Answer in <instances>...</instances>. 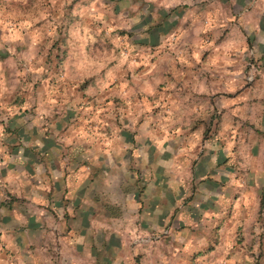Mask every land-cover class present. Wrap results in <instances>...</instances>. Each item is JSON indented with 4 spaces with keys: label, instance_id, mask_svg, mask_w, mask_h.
Segmentation results:
<instances>
[{
    "label": "crops",
    "instance_id": "1",
    "mask_svg": "<svg viewBox=\"0 0 264 264\" xmlns=\"http://www.w3.org/2000/svg\"><path fill=\"white\" fill-rule=\"evenodd\" d=\"M210 3L214 10L209 17L205 12V23L228 32L230 49L224 47L221 56L233 63L220 61L207 80L206 66L191 67L185 56L184 66L169 69L166 101L174 123L206 122L213 106L215 137L227 139L224 148L205 149L199 131L184 126L157 134L106 124L86 145L79 143L77 158L68 162L47 144L45 132L31 134L30 115L8 108L12 100L0 78V264H188L223 209L239 210L245 195L224 191L241 185L232 172L240 164L232 147L243 146L239 156L246 163L264 160V0ZM171 27L176 19L158 23L149 34L159 37ZM239 57L253 64L240 65ZM191 90L203 93L196 111ZM124 106L119 119L134 125ZM109 116L102 113L104 124ZM246 120L254 141H245L240 130ZM80 162L100 173L75 174ZM219 164L227 166L225 174L217 172ZM110 206L118 208L115 214Z\"/></svg>",
    "mask_w": 264,
    "mask_h": 264
},
{
    "label": "rangeland",
    "instance_id": "2",
    "mask_svg": "<svg viewBox=\"0 0 264 264\" xmlns=\"http://www.w3.org/2000/svg\"><path fill=\"white\" fill-rule=\"evenodd\" d=\"M211 1L199 5L198 0H0V78L12 100L8 108L30 115L31 134L45 132L47 144L56 145L68 162L77 158L76 146L86 145L106 124L112 130L127 124L134 131L157 134L186 127L199 131L205 149L224 148L227 139L215 137L217 123L210 103L212 113L206 122L192 118L190 123H174L166 101L169 69L184 66L185 56L191 67L206 66L207 80L214 77L210 72L220 61L233 63L221 56L224 47L230 49L228 32L205 23L204 15L209 17L214 10ZM172 19L177 27L159 37L149 34L158 23ZM252 60L238 61L246 66ZM190 93L196 111L203 93ZM124 104L134 125L128 118L119 119ZM92 112L100 114L98 119ZM102 113L110 115L109 122L103 123ZM242 123L245 133L254 130L248 120ZM245 136V141H254L248 133ZM236 145L232 148L237 147L240 164L232 172L241 185L224 191L243 193L244 202L238 211L231 205L223 209L221 221L217 219V226L214 223L205 234V246L192 252L188 264H264V160L256 163L252 157L246 163L239 156L243 146ZM75 166V174L100 173L85 169L87 162ZM223 167L219 164L217 172L225 174L227 166ZM117 209L108 207L109 214Z\"/></svg>",
    "mask_w": 264,
    "mask_h": 264
}]
</instances>
